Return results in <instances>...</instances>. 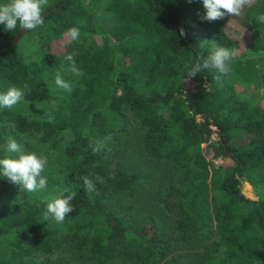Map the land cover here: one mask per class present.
Listing matches in <instances>:
<instances>
[{"label": "trees", "instance_id": "obj_1", "mask_svg": "<svg viewBox=\"0 0 264 264\" xmlns=\"http://www.w3.org/2000/svg\"><path fill=\"white\" fill-rule=\"evenodd\" d=\"M48 11L43 26L24 36L38 40L39 56L27 60L21 40L0 48V93L29 85L14 108H0V158L10 156L4 146L7 121H13L16 131H39L53 147L68 140L67 156L84 164L66 178L65 189L76 195L63 223L42 219L47 203L38 197L0 206V264H264V197L252 199L242 190L244 181L264 186V23L257 20L264 0H252L238 17L211 22L200 19L202 0H48L43 13ZM71 27L79 29V39L55 51ZM229 27L249 33L231 66L259 64L258 104L241 98L228 76L216 79L212 68L186 77L187 68L214 47L234 45ZM20 31L0 25V45ZM68 54L82 76L67 71ZM57 72L69 79L71 92L56 93L49 78ZM130 111L143 130L134 144L126 143ZM105 137V150L94 154L90 141ZM127 157L131 164L168 160L184 169L164 196L154 186L148 193L147 210L159 216L161 200L176 216L178 245L166 226L126 223L109 205L111 196L131 195L143 184V173L119 165ZM112 160L118 162L114 171ZM83 176L95 181L96 193L85 191ZM153 180V173L145 174V182ZM213 233L215 240L193 247ZM179 241L191 247L192 258L178 255ZM36 250L47 256L36 259ZM58 250L64 252L53 257Z\"/></svg>", "mask_w": 264, "mask_h": 264}, {"label": "rangeland", "instance_id": "obj_2", "mask_svg": "<svg viewBox=\"0 0 264 264\" xmlns=\"http://www.w3.org/2000/svg\"><path fill=\"white\" fill-rule=\"evenodd\" d=\"M0 3H4L0 0ZM229 32L234 39V45L229 50L235 51L236 55L240 54L245 49V43L248 39V32L240 27H229ZM69 42L67 31L58 39L55 45V51L60 52L64 49L65 44ZM41 45L36 38L23 37L21 39V49L25 58L29 61L33 60L41 54ZM259 64L254 61L243 62L237 65L231 66L228 80L236 89L237 94L243 98L249 100L252 104H258L263 98V84L261 81V70ZM66 81H69L64 74L61 73ZM50 83L53 85L56 93L62 95L63 90L58 88L55 84V74L50 75ZM55 96V100L50 102L52 105L59 99V95ZM134 116L128 112L127 123L129 131H131L127 138L126 143L134 144L139 140L143 130L134 122ZM10 137L16 139L18 142H25V147L28 151L35 152L37 155H44L48 159V163L45 167L43 176L47 178L48 184L46 189L33 193L20 191L18 185L10 183L4 178H0V206H7L13 202H21L25 198L38 197L44 202H48L53 196L60 195L66 188V178L70 174H75L84 164L82 158H70L65 152V148L68 144V140H64L57 146L53 147L48 143L41 140L42 133L39 131H27L20 133L16 131L13 121H7ZM10 156L15 157V153H10ZM123 168L130 171H139L143 173L140 177L142 185L139 184L133 194H116L109 198L108 203L111 207L117 208L120 215L126 223L133 222L139 226L150 221H154L160 226H166L172 235L175 237V242L179 239V233L175 230L176 216L168 212L163 201L157 202V207L161 211L159 216H155L154 212L150 208L152 204V197L149 193L151 186H154L158 190L161 196H164L167 191V186L171 183L177 182L178 178L184 171L182 167H179L173 161L162 160L161 162H145L141 160L138 163L131 164V158L127 157V160H123L119 163ZM118 166L116 160L108 162V167L111 171H114ZM155 176V180L147 183L144 181L145 174H152ZM147 177V176H146ZM242 190L246 196L252 199H259L264 197V186L259 189L255 188L248 181H244L242 184ZM164 211L166 213H164ZM217 237L215 233L211 235L209 240H202L193 243V247L200 249V246L209 243V241L215 240ZM178 245V242H176ZM177 247V246H176ZM64 251L58 250L53 253L52 256L56 257L62 254ZM178 255L188 256L192 258L191 247L186 250L183 247V243L179 241V247L177 249ZM33 256L40 260L47 256L42 250H36L33 252ZM81 264H99L97 260L90 259L88 261H82Z\"/></svg>", "mask_w": 264, "mask_h": 264}, {"label": "clouds", "instance_id": "obj_3", "mask_svg": "<svg viewBox=\"0 0 264 264\" xmlns=\"http://www.w3.org/2000/svg\"><path fill=\"white\" fill-rule=\"evenodd\" d=\"M189 3L192 0H188ZM252 0H202L204 14L200 16L203 21H216L226 16H240L246 6L250 5ZM48 5V0H6L0 3V25L4 26L6 31H15L19 27L22 31H32L44 24V8ZM260 23H264V14L257 16ZM180 35L186 38V32L180 29ZM69 42L79 39L80 31L77 27H71L67 30ZM204 42V41H203ZM201 42V43H203ZM236 53L224 47H214L206 58L197 59L192 63L186 72L187 79L196 77L199 73L209 68L216 71V79H221L230 74L231 64L235 60ZM69 64L67 71L77 77L82 76L83 72L77 67L73 54L65 57ZM55 84L58 88L71 92L73 90L70 81H66L60 72L55 74ZM29 90L27 83L23 87L11 86L6 92L0 93V108L12 109L21 102ZM49 122L53 121V117L49 116ZM110 137L103 140H91L89 147L93 153L104 151L106 142ZM4 151L15 153V157L5 156L0 158V178L8 180L14 185L20 187V191L29 193L42 191L46 189L48 181L42 173L48 163V159L44 155H37L35 152L28 151L25 142H18L16 139L9 137L4 146ZM109 151H111L109 149ZM85 191L89 194L96 193L95 181L89 176L82 177ZM96 181L103 183V179L99 176ZM64 193H67L65 195ZM75 193L64 189V192L58 196H53L46 204V209L42 213L44 221H55L63 223L65 217L73 212L71 201L75 199ZM91 199V195H90Z\"/></svg>", "mask_w": 264, "mask_h": 264}, {"label": "water", "instance_id": "obj_4", "mask_svg": "<svg viewBox=\"0 0 264 264\" xmlns=\"http://www.w3.org/2000/svg\"><path fill=\"white\" fill-rule=\"evenodd\" d=\"M66 1V0H65ZM62 4L63 3H61L59 6H57V7H55L53 10H57L60 6H62ZM50 12L51 11H48V12H45V13H43V16H44V18L48 15V14H50ZM26 31H20L14 38H13V40L10 42V43H8V44H1L0 45V48H9V47H12V46H14V45H16V44H18L19 42H20V40L26 35Z\"/></svg>", "mask_w": 264, "mask_h": 264}]
</instances>
